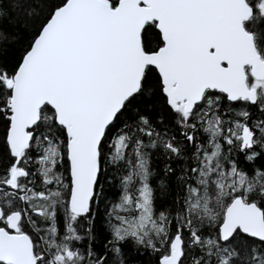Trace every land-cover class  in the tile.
I'll use <instances>...</instances> for the list:
<instances>
[{
    "label": "snow or ice",
    "instance_id": "obj_1",
    "mask_svg": "<svg viewBox=\"0 0 264 264\" xmlns=\"http://www.w3.org/2000/svg\"><path fill=\"white\" fill-rule=\"evenodd\" d=\"M129 244L264 264V0H0V264Z\"/></svg>",
    "mask_w": 264,
    "mask_h": 264
},
{
    "label": "trees",
    "instance_id": "obj_2",
    "mask_svg": "<svg viewBox=\"0 0 264 264\" xmlns=\"http://www.w3.org/2000/svg\"><path fill=\"white\" fill-rule=\"evenodd\" d=\"M19 20V16L16 17V20L13 21L12 26H10L9 30L13 33H15L16 30V21ZM20 41L12 44L9 46V55H8V61L9 64H13L16 62V60L19 57V53L23 47L24 44L27 43L28 36L30 33H28L23 26H21L20 31ZM164 159L162 156L157 155L153 158V168L154 170L159 174L163 171L164 167ZM115 175V174H113ZM166 179V178H165ZM109 183L110 184H116L117 179H113L112 176L109 177ZM163 199V198H162ZM103 241V234H101V241L98 242L97 247L100 248ZM124 258L127 262V264H155V256L145 252L142 249H137L133 246L126 245L124 249Z\"/></svg>",
    "mask_w": 264,
    "mask_h": 264
}]
</instances>
